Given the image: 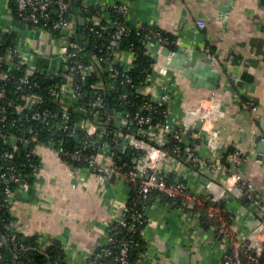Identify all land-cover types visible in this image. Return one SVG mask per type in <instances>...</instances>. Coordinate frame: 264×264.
Listing matches in <instances>:
<instances>
[{"label":"crops","instance_id":"1","mask_svg":"<svg viewBox=\"0 0 264 264\" xmlns=\"http://www.w3.org/2000/svg\"><path fill=\"white\" fill-rule=\"evenodd\" d=\"M126 7L130 25L146 23L174 36L171 48L158 44L153 53L150 79L140 90L150 96L167 94L163 126L157 142L174 128L194 141L203 164L167 155L159 170L181 179L189 192L227 197L226 185L233 163L227 149L233 146L243 158L239 172L255 190L264 189V1L262 0H87ZM197 20L204 21L199 26ZM13 34L14 44L27 58L38 54L48 60L51 71L60 63L58 39L38 26L18 25L10 0H0V34ZM167 47L168 51L163 48ZM125 66L131 55L122 53ZM202 78L193 67L201 66ZM202 72V71H201ZM212 84V88L210 87ZM255 109L240 105L241 98ZM204 102L211 123L196 115ZM263 143V145H262ZM259 148H263L262 155ZM39 167L34 178L18 188L9 207L11 228L21 235L55 239L68 264L83 260L105 243L107 227L119 219L133 183L123 176L99 179L91 169L70 166L56 151L35 146ZM98 160L110 163L104 154ZM233 212L230 228L255 246L264 239L261 212L253 202L229 195ZM171 205L154 194L146 208L143 228L145 250L139 264H220L228 241L215 236L213 228L200 226L192 207Z\"/></svg>","mask_w":264,"mask_h":264},{"label":"built area","instance_id":"2","mask_svg":"<svg viewBox=\"0 0 264 264\" xmlns=\"http://www.w3.org/2000/svg\"><path fill=\"white\" fill-rule=\"evenodd\" d=\"M13 2L15 5L13 17L18 25L38 26L48 32L58 31L60 63L55 72L48 71L55 79L48 86L43 87L37 78L31 76L36 68L38 54L33 53L30 58H27L15 44L6 45V48L0 53V180L5 182L0 185V208L6 206L9 210L16 188L27 184L34 178L39 167V156L34 150L35 146H46L59 153L65 140L64 135L68 134L72 138L74 137L72 150L70 152L63 151V153L68 154L70 166L81 169L75 166L74 162L83 161L88 163V166L85 165L82 168L90 169V166L94 165L95 169L92 171L101 180L113 175H120L128 178L135 186V193L130 198L131 203H125L122 216L110 222L107 227L105 243L108 245L104 246L101 251L89 254L82 264H102L99 259L110 254L113 255V264H132L128 258L131 240L127 237H120L119 230L125 227L133 232L136 230V226L143 222L147 206L144 205V201L151 191H161L168 196L182 192L184 184L168 180L169 174L159 170L158 162L161 158L170 155L160 147L168 140L169 136L187 140L184 138L183 130L174 128L169 132L165 141L157 142L159 138L156 132L163 126L165 118L162 122H152L146 111L151 109L152 102L165 103L167 94L163 92L158 97H154L140 90L141 86L150 79L152 64L149 71L147 68H143L146 76L138 88V92L148 95L149 98L144 100L132 114L123 109L110 111L105 109V103L99 92L90 95V98L93 97V99L88 106L83 105L82 94L87 95V93H82V89L88 77L96 72L97 76L93 75L92 78H96L99 81L97 83L101 85L104 82L101 73L107 70L115 72L114 63H122L119 56L125 52L132 54V51L116 50L111 55L93 52L85 57L82 51L83 43L72 39V36L76 33L77 25H80L78 17L84 18L83 25H85L89 17H85L81 13L89 11L92 7H97L100 14L107 19L109 26L113 27L110 32L113 44H116L121 35L128 33L131 28L141 35L142 23L130 25L125 20L126 7L120 1L98 4L81 0L80 5L76 8V12H79L77 16L68 13L69 0H13ZM109 13L111 15L120 14V19L109 16ZM197 23L199 26H204L202 20H197ZM88 26L92 31L93 24ZM91 31L86 33L84 38L86 41L93 37ZM145 36L144 45L152 57L153 40H158L159 43L167 41V38L161 36L160 32L154 28H150ZM123 66L125 65L123 64ZM20 69H22V74L16 78L14 88L6 87L5 81L13 76L14 71ZM105 86L113 89L115 84L111 81L105 83ZM240 105L247 110L255 109V105L251 104L248 99H241ZM166 111L167 108L164 111L165 117ZM196 115L202 123H211L210 110L204 102L198 106ZM134 123L138 126V134L145 137H137L127 131L123 132V129H127ZM79 130H82V134L77 135L76 131ZM111 143L114 147L124 149L126 146H130L137 150V155L133 156L134 163L126 172L120 170L119 165L113 163ZM21 146H29V148L20 154ZM175 149L179 150V146L177 145ZM100 154L108 156L111 160L110 163L98 160L97 155ZM259 154L262 155V152L259 151ZM228 157L233 165L229 169L226 195L238 197L242 193H246L250 200L255 201L256 208L261 212V225H264V189L257 191L248 182L242 180L238 166L244 156H241L237 149L228 153ZM177 159L189 162L194 166L203 164L194 146H185L181 157ZM210 196L211 200L218 199L211 194ZM198 197L199 195L193 192L184 195L185 200L194 201L197 198L198 203H201L202 201ZM218 212V206H209V217L219 214ZM8 226L12 232L9 236L10 240L15 241L16 231L11 228V221ZM219 232L222 234L221 238L226 239L231 246V252L225 256L224 264H241L239 250L245 243L247 247H252L255 250L256 256L260 255L264 246V239L261 245L254 246L251 237L250 242L247 239L239 238L230 227L224 224H221ZM140 234L143 235V228L140 229ZM5 240L6 237L1 236L0 245ZM37 240L40 247H43L47 237L38 236ZM15 244L19 249L24 246L23 242H15ZM115 246L117 249L113 253L112 248ZM15 257L16 255L12 257L13 264H18ZM249 257L253 258L250 255Z\"/></svg>","mask_w":264,"mask_h":264},{"label":"trees","instance_id":"3","mask_svg":"<svg viewBox=\"0 0 264 264\" xmlns=\"http://www.w3.org/2000/svg\"><path fill=\"white\" fill-rule=\"evenodd\" d=\"M264 1V0H262ZM69 9L68 13L77 16L79 12H76V8L80 5L81 0H69ZM10 5L12 7V12L15 11V5L13 0H10ZM81 13V12H80ZM113 13V12H111ZM109 13V16H113L116 19H120V14H112ZM85 17H89L87 23L85 25L80 24L77 25L76 33L72 36V39L78 40L83 43V53L85 57H88L91 53L95 52L101 55H111L113 51L116 50H125L132 51L130 54V64L128 67L123 66L121 62L114 63L115 72L111 71H103L101 73V78L105 83H110L111 81L115 84L113 89L105 86L103 82L101 85L98 84L96 78H92L93 75L97 76L96 72H93L92 76L88 77V80L83 84V92H86L87 95H83L82 103L83 105L88 106L91 99L90 95L95 94L97 92L101 93L103 101L105 103L104 107L107 110L112 109H123L126 112L132 114L135 110H137L140 104L144 100H148L149 96L138 92V88L142 85L146 73L143 71V68H147L149 71L151 68V64L153 62V57L148 53L147 47L144 45V39L146 38L145 34L150 28H154L159 31L161 36L167 38L166 42H160L167 47L174 46V36L163 32L161 29L155 26H151L146 23L141 24L142 34L139 35L136 33L135 29L131 28L130 31L126 34L121 35L120 40L117 41L116 44L112 43V38L110 37V32H112L113 27H110L107 23V19L105 16L100 14V10L97 7L90 8L87 12H82ZM93 19V22H92ZM92 22V23H91ZM90 24H93V30H89ZM107 27L106 29H103ZM91 31L93 37L89 40H85V35L87 32ZM54 37L58 38V31L53 30L50 32ZM96 33V34H95ZM13 34L10 32L0 34V53L6 48V45L14 44V40L12 39ZM1 68V66H0ZM22 74V69L16 70L13 72V76L5 81L6 87L13 89L14 84L16 83V78ZM33 78H37V80L42 84L41 86H48L55 78L53 75L48 73V61L45 57L39 55L36 58V68L35 71L31 75ZM128 77V80L126 78ZM93 83V84H92ZM246 99V98H241ZM250 101V100H249ZM251 104L254 102L250 101ZM166 109L165 103H157L152 102V107L149 111H146L151 117L152 122H162L165 118L164 111ZM13 129V128H12ZM138 126L134 123L129 126L127 129H123V132H129L137 137H145L138 134ZM100 131V130H98ZM77 135L82 134V130L76 131ZM64 143L60 147V152L58 153L65 161L68 162L69 156L68 154L63 153V151L70 152L72 150V143L74 142V137L66 134L64 135ZM179 146V150H176V146ZM185 146H194V141H185L184 139H176L174 137L169 136L168 140L160 145L167 153L172 155L175 158H180L182 150ZM28 147H20V154H23L24 150H27ZM235 148L233 146L228 147L227 153L233 152ZM92 152V151H91ZM137 150L126 146L124 149L121 147L113 146L111 143V159L114 164L119 165L120 170L126 172L129 167L134 163L133 156H136ZM241 156L242 153L239 152ZM35 162L36 159H34ZM74 165L77 167L88 166V163L83 161L74 162ZM90 169H95L94 165L90 166ZM29 170V169H27ZM129 180L128 178H125ZM32 180V179H31ZM170 181H178L182 182L181 179L173 178L172 174H169ZM0 180V185L4 184ZM189 191L184 186L182 192L174 195L168 196L167 194L161 191H151L148 197L144 201V205H147L150 198L154 194H160L168 203L171 205H181L187 206L190 204V200H185L184 195ZM135 193V186L133 184L131 192L128 196L126 204H130V198ZM229 195L227 197L218 198L217 200H211L210 195H199L198 198L201 199V203H198L197 198L194 199L193 209L198 212V220L199 224L204 229L213 228V232L215 236L222 237L221 232H219V228L221 224L230 227V224L233 219V212L227 208V200L229 199ZM239 199L246 203L255 201L250 200L247 197L246 193H242L238 196ZM142 204V202H141ZM140 205V204H139ZM210 205H215L219 207V214L214 215L212 217L208 216V208ZM11 221L10 212L6 206H2L0 208V237L5 236L6 240L0 245V264H13L12 257L16 255L15 260L18 264H53L56 262L57 264H68L65 260L64 253L62 247L59 243L52 238H47L46 243H44L43 247H40V243L38 242L37 235H21L20 233H15V241L10 240V235L12 234L8 224ZM146 221V215L144 214L143 222L136 226L135 231H131L122 227L119 230L120 237L130 238V246L128 251V258L132 262V264H139V258L145 250V243L143 239V235L140 234V229L144 228ZM15 242H23L24 246L19 249L18 245ZM107 243H104L102 246L98 247L93 253L101 251L104 246H107ZM247 244H243L240 247L239 261L241 264H264V246L262 247V251L260 255H255V250L252 247H247ZM15 247V249H14ZM117 246L112 248L113 253L116 251ZM231 246L228 244L226 251L224 253L223 259L220 264H224V259L227 254H230ZM250 256L253 258L251 259ZM102 264H113V255L103 256L99 259Z\"/></svg>","mask_w":264,"mask_h":264},{"label":"water","instance_id":"4","mask_svg":"<svg viewBox=\"0 0 264 264\" xmlns=\"http://www.w3.org/2000/svg\"><path fill=\"white\" fill-rule=\"evenodd\" d=\"M83 22H84V18L83 17H81V16H79L78 17V23L79 24H83ZM154 41V43L156 44V45H158L159 44V42H158V40H153ZM164 50H166V51H168V48L167 47H164L163 48ZM201 66L199 67V66H194L192 69H193V71H194V75L196 76V77H198V78H202V77H206V76H204V74H205V72L207 73V71H205V69H203L204 67H203V64H200ZM202 71V72H201ZM210 87L212 88L213 86H212V84H210ZM262 145H263V143H262ZM259 151H263V148H259ZM191 203V202H190Z\"/></svg>","mask_w":264,"mask_h":264},{"label":"rangeland","instance_id":"5","mask_svg":"<svg viewBox=\"0 0 264 264\" xmlns=\"http://www.w3.org/2000/svg\"><path fill=\"white\" fill-rule=\"evenodd\" d=\"M48 61V60H47ZM52 69L50 68V66L48 65V71H50V72H55L56 70H54V71H51Z\"/></svg>","mask_w":264,"mask_h":264}]
</instances>
